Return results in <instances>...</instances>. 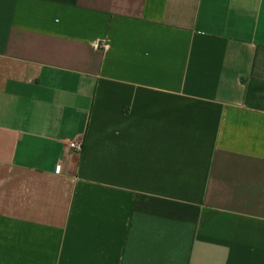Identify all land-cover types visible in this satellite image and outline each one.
<instances>
[{"label":"crops","instance_id":"0c3cea01","mask_svg":"<svg viewBox=\"0 0 264 264\" xmlns=\"http://www.w3.org/2000/svg\"><path fill=\"white\" fill-rule=\"evenodd\" d=\"M0 264H264V0H0Z\"/></svg>","mask_w":264,"mask_h":264},{"label":"built area","instance_id":"2783aa9c","mask_svg":"<svg viewBox=\"0 0 264 264\" xmlns=\"http://www.w3.org/2000/svg\"><path fill=\"white\" fill-rule=\"evenodd\" d=\"M70 147L75 150L76 153H81L83 144L82 142H77V143H70Z\"/></svg>","mask_w":264,"mask_h":264}]
</instances>
